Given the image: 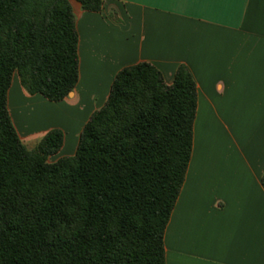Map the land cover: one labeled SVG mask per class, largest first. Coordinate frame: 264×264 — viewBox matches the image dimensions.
Returning a JSON list of instances; mask_svg holds the SVG:
<instances>
[{"label": "trees", "instance_id": "1", "mask_svg": "<svg viewBox=\"0 0 264 264\" xmlns=\"http://www.w3.org/2000/svg\"><path fill=\"white\" fill-rule=\"evenodd\" d=\"M100 13L104 0H76ZM69 0H0V264H167L165 235L193 154L197 84L150 63L122 69L74 156L53 129L34 149L8 104L14 76L29 96L68 99L80 80ZM264 184V174L262 176Z\"/></svg>", "mask_w": 264, "mask_h": 264}, {"label": "crops", "instance_id": "2", "mask_svg": "<svg viewBox=\"0 0 264 264\" xmlns=\"http://www.w3.org/2000/svg\"><path fill=\"white\" fill-rule=\"evenodd\" d=\"M80 37V80L52 103L29 96L19 77L9 110L22 141L65 134L57 162L77 152L91 115L107 102L116 75L150 63L172 84L186 66L198 91L194 147L165 235L167 264H264V0H104L102 12L69 0ZM33 102L21 125L15 108ZM39 115V116H38Z\"/></svg>", "mask_w": 264, "mask_h": 264}, {"label": "rangeland", "instance_id": "3", "mask_svg": "<svg viewBox=\"0 0 264 264\" xmlns=\"http://www.w3.org/2000/svg\"><path fill=\"white\" fill-rule=\"evenodd\" d=\"M33 108L34 110H37V112H39L38 114H40L41 117H47L50 115H58L60 116L62 112H56L50 109V107H47L45 105H41L40 103L37 102H33L32 105H30L26 110H22L20 111L17 107L15 108V114H16V118L17 121L23 125V122L28 121L27 112H30V109ZM39 116V115H38ZM40 142V136H36L33 137L31 139H29L28 141L25 142V145L30 148V149H34L38 143Z\"/></svg>", "mask_w": 264, "mask_h": 264}, {"label": "water", "instance_id": "4", "mask_svg": "<svg viewBox=\"0 0 264 264\" xmlns=\"http://www.w3.org/2000/svg\"><path fill=\"white\" fill-rule=\"evenodd\" d=\"M72 95V94H71Z\"/></svg>", "mask_w": 264, "mask_h": 264}]
</instances>
